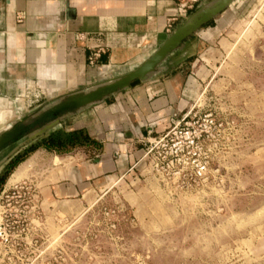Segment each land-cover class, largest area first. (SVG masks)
Instances as JSON below:
<instances>
[{
	"label": "rangeland",
	"instance_id": "obj_1",
	"mask_svg": "<svg viewBox=\"0 0 264 264\" xmlns=\"http://www.w3.org/2000/svg\"><path fill=\"white\" fill-rule=\"evenodd\" d=\"M231 7L189 56L197 84L177 117L187 113L180 143L192 141L152 148L131 174L74 197L48 196L44 174L78 144L27 151L21 173L8 181L22 162L0 179V264H264V0ZM54 103L31 90L14 99L15 121ZM51 127L3 149L57 134L87 142Z\"/></svg>",
	"mask_w": 264,
	"mask_h": 264
},
{
	"label": "crops",
	"instance_id": "obj_2",
	"mask_svg": "<svg viewBox=\"0 0 264 264\" xmlns=\"http://www.w3.org/2000/svg\"><path fill=\"white\" fill-rule=\"evenodd\" d=\"M210 1L194 0L186 15L166 31L165 18L174 10L175 0H0V131L24 112V107L22 112L16 109V97L25 103L32 90L56 102L68 93L86 91L97 82L131 71ZM239 1L229 0L144 79L67 112V119L51 125L64 132L81 131L87 142L56 154L59 161L44 174L48 196L74 197L100 190L117 174L132 173L144 158L147 140L170 125L172 115L196 87L191 71L196 59L189 56ZM16 12L23 15L20 21ZM96 45L104 48L97 58L102 73L86 62L87 53ZM5 147L0 148V167L20 148Z\"/></svg>",
	"mask_w": 264,
	"mask_h": 264
},
{
	"label": "water",
	"instance_id": "obj_3",
	"mask_svg": "<svg viewBox=\"0 0 264 264\" xmlns=\"http://www.w3.org/2000/svg\"><path fill=\"white\" fill-rule=\"evenodd\" d=\"M228 2L229 0H212L209 3L200 6L193 13H191L176 29H174L149 57H147L142 63H140L131 71L110 79H106L104 81L97 82L86 91H76L64 95L60 100L56 101L45 111L37 115V117H42L43 115L51 114L53 117L50 121L45 122L37 127L38 132L36 131L31 135L34 136L48 128L53 123L58 121L59 117L66 112L75 110L92 101L100 99L107 93L116 91L127 85H134L140 80L144 79L170 50L179 45L182 39L187 37L201 23L211 18L213 14L222 9L228 4ZM5 130L7 133L10 131L7 129ZM7 140L8 138L6 135L3 136L0 133V146L3 145Z\"/></svg>",
	"mask_w": 264,
	"mask_h": 264
},
{
	"label": "built area",
	"instance_id": "obj_4",
	"mask_svg": "<svg viewBox=\"0 0 264 264\" xmlns=\"http://www.w3.org/2000/svg\"><path fill=\"white\" fill-rule=\"evenodd\" d=\"M194 5V0H175L174 10L169 13L164 22V29L166 31H170L172 24L175 20H177L180 17H183L186 15L187 11L192 8ZM22 13L16 12L15 18L17 21H20L22 19ZM104 51V48L100 45H96L93 48L89 50V52L86 55V62L96 69H102V64L97 62V58L99 55ZM187 115V113L183 112L179 117H177V114L172 115L170 125L159 135L153 137L151 140H147L146 145L144 148V154L149 152L152 148H161L165 144H167L169 141L171 142V146H173V152L177 153L178 151L182 150L183 146H187V143L192 141V138L186 139L185 144L180 143L182 140L181 138H187L188 135L186 134V131H182L180 121L183 120V118ZM185 122V121H184ZM142 139V137H140ZM204 168L203 164H198V172H201V170Z\"/></svg>",
	"mask_w": 264,
	"mask_h": 264
},
{
	"label": "trees",
	"instance_id": "obj_5",
	"mask_svg": "<svg viewBox=\"0 0 264 264\" xmlns=\"http://www.w3.org/2000/svg\"><path fill=\"white\" fill-rule=\"evenodd\" d=\"M39 118L41 117H37L36 119L34 120H39ZM42 123H38L36 125V127H39ZM35 126V125H34ZM7 131H3L1 134L4 135L6 134ZM73 133H77V132H73ZM75 136V135H74ZM77 136V135H76ZM86 137V136H84ZM18 138V136L14 137V138H11L9 139L10 142L16 140ZM72 137L70 136H66V137H61L60 135H48L47 137H44L42 139H40L39 141H37L36 143L34 144H31L27 147V149L22 152V153H15L6 163L5 165V169H4V173L0 176V179H3L4 176L3 175H7L11 169L14 167H16L19 163H21L23 161V158L25 157V153L27 151H30V150H33L35 149L36 147L38 146H43L45 148H56V149H61V148H64L65 145L67 143H70V144H80L81 143V140H77L76 138L73 140H71ZM13 168V169H14ZM12 172V171H11ZM10 172V173H11Z\"/></svg>",
	"mask_w": 264,
	"mask_h": 264
},
{
	"label": "flooded vegetation",
	"instance_id": "obj_6",
	"mask_svg": "<svg viewBox=\"0 0 264 264\" xmlns=\"http://www.w3.org/2000/svg\"><path fill=\"white\" fill-rule=\"evenodd\" d=\"M41 121H44L43 118H39V120H32L29 121L28 123L14 122L11 125V129H9L10 131L3 135V136L6 135L8 140L2 146L10 144L9 139L14 138L16 136L20 137L21 135H24L27 131H29L32 128V126L37 125L38 123L39 124L42 123Z\"/></svg>",
	"mask_w": 264,
	"mask_h": 264
},
{
	"label": "bare ground",
	"instance_id": "obj_7",
	"mask_svg": "<svg viewBox=\"0 0 264 264\" xmlns=\"http://www.w3.org/2000/svg\"><path fill=\"white\" fill-rule=\"evenodd\" d=\"M24 162H22L21 164H19L15 170L13 171V173L10 175V177L8 178V181H11L14 177H16L17 175H19L21 173V171L23 170V166Z\"/></svg>",
	"mask_w": 264,
	"mask_h": 264
}]
</instances>
